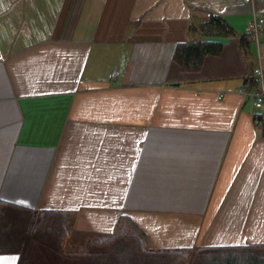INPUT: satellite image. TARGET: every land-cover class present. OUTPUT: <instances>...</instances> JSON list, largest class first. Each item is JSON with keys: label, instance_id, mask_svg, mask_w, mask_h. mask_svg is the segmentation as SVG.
<instances>
[{"label": "crops", "instance_id": "obj_1", "mask_svg": "<svg viewBox=\"0 0 264 264\" xmlns=\"http://www.w3.org/2000/svg\"><path fill=\"white\" fill-rule=\"evenodd\" d=\"M211 14L235 34L191 29ZM197 39L222 50L185 70ZM259 66L264 0H0V200L76 211L78 243L122 215L153 250L264 243Z\"/></svg>", "mask_w": 264, "mask_h": 264}, {"label": "trees", "instance_id": "obj_2", "mask_svg": "<svg viewBox=\"0 0 264 264\" xmlns=\"http://www.w3.org/2000/svg\"><path fill=\"white\" fill-rule=\"evenodd\" d=\"M191 29L199 30L204 35L228 36L235 34L233 28L226 20L215 14H211L208 21L203 22L199 27L191 25ZM251 39L252 32L241 36L242 44L246 48ZM222 44L202 39L188 41L178 45L175 52V60L185 70H197L207 54H219ZM258 122L263 126L264 114H255ZM26 212L30 220L26 225L22 224L21 229L15 227L17 222L15 212ZM76 218L74 210L45 209L41 211L22 209L18 205L0 200V253L20 254V261L28 258L31 246L37 241L47 239V234L54 240L53 234L58 236L56 249L64 250L66 245L73 240V224ZM14 225V226H13ZM14 229V232L12 231ZM56 229V232H52ZM53 235V236H52ZM48 242V243H51ZM91 250H99L102 254H110L115 251L121 243L130 246L131 252L143 257H162L166 264H221L230 261L228 264H250L264 263V243L242 244L211 247L177 248L168 250H153L148 246L147 233L128 215L119 218L116 231L112 234H99L84 241ZM15 245V246H14ZM258 253L259 258L255 255ZM78 255V252L74 253ZM101 254V255H102Z\"/></svg>", "mask_w": 264, "mask_h": 264}, {"label": "rangeland", "instance_id": "obj_3", "mask_svg": "<svg viewBox=\"0 0 264 264\" xmlns=\"http://www.w3.org/2000/svg\"><path fill=\"white\" fill-rule=\"evenodd\" d=\"M17 222L15 221V227L21 229L22 224L26 225L30 220V216L26 212H15ZM14 226V225H13ZM56 229H52V232H56ZM14 232V229L12 230ZM47 239H42L37 241L31 246L29 250L28 258H25L26 264H166V260L162 257H141L135 255L131 252L130 246L126 243H121L115 251H112L110 254H102L99 250H92L94 256H92L91 250L88 249L86 242L82 243H71L62 251L56 249L55 246H58V242L53 241L51 236L47 234ZM53 238L55 241H58V236L56 234ZM52 235V236H53ZM51 242V243H48ZM15 246V245H14ZM78 252L77 254H74ZM102 254V255H101ZM259 258L258 253L255 255ZM222 260L225 262L221 264H228L230 261H226L225 257H222ZM23 263V264H25ZM250 264H264L252 262Z\"/></svg>", "mask_w": 264, "mask_h": 264}, {"label": "built area", "instance_id": "obj_4", "mask_svg": "<svg viewBox=\"0 0 264 264\" xmlns=\"http://www.w3.org/2000/svg\"><path fill=\"white\" fill-rule=\"evenodd\" d=\"M261 25L256 18H254L249 30L253 36L258 38ZM245 99H250L254 108H262L264 106V69L259 66L253 71L249 81L237 89Z\"/></svg>", "mask_w": 264, "mask_h": 264}]
</instances>
